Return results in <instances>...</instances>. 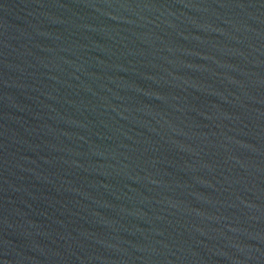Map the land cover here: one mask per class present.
<instances>
[{"label":"water","instance_id":"water-1","mask_svg":"<svg viewBox=\"0 0 264 264\" xmlns=\"http://www.w3.org/2000/svg\"><path fill=\"white\" fill-rule=\"evenodd\" d=\"M0 264H264V0H0Z\"/></svg>","mask_w":264,"mask_h":264}]
</instances>
